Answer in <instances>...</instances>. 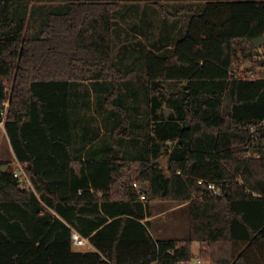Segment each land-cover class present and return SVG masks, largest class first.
I'll list each match as a JSON object with an SVG mask.
<instances>
[{"label":"trees","instance_id":"trees-1","mask_svg":"<svg viewBox=\"0 0 264 264\" xmlns=\"http://www.w3.org/2000/svg\"><path fill=\"white\" fill-rule=\"evenodd\" d=\"M30 1L61 2L35 32L16 8ZM126 1L164 12V2L184 0H0V117L7 112L13 152L34 185L23 187L0 161V264H191L196 241L201 261L264 264V77L233 70L264 34V0L194 4L173 45L146 48L154 137L133 160L136 177L121 152L132 132L114 56L116 11ZM85 83L112 85L109 116L120 120L111 144L78 140ZM159 140L175 142L170 174L155 159ZM208 182L223 183L222 193ZM157 198L188 202L187 237L153 236L146 218ZM74 231L95 250H75Z\"/></svg>","mask_w":264,"mask_h":264},{"label":"rangeland","instance_id":"rangeland-1","mask_svg":"<svg viewBox=\"0 0 264 264\" xmlns=\"http://www.w3.org/2000/svg\"><path fill=\"white\" fill-rule=\"evenodd\" d=\"M163 4L165 11L161 12L153 3L126 1L122 2L116 11L118 22L116 21L113 31L115 41L114 56L116 65L125 74L118 81L119 101L126 108L131 121L132 132V135L131 133L130 135H122L120 139L121 152L125 157L126 172L134 177H136V174H133V168L137 165V162L133 160L139 157L142 152L147 151L149 143L153 141L151 137H154L152 132L154 120L149 114L150 98L145 86L146 48L156 46L158 50L164 52L167 49L164 44L173 45L175 43L174 40H177L182 35L181 27L184 20L188 21L191 18L190 9L194 4H196L195 7L201 8L204 0H199L196 3L192 0L168 1ZM56 6L57 4L51 2L30 1L22 5H16V8L18 12L26 14L31 30L35 32L40 28L46 15ZM163 40L167 42L160 46L155 45V43L159 44ZM259 50L260 53L258 55L254 54L248 61L241 59L237 62L233 66V70L245 77H264V63H261V59L264 58V45H261ZM259 59L260 64H256ZM111 88V84L106 87L95 88L92 83H85L78 89L81 94L77 99V108L75 110L79 116L76 117L78 122L75 126V132L78 140L85 141L87 147L90 145L100 147L105 144H111L116 138L115 125L120 120V116L118 113L109 116L111 108L106 102ZM166 107L167 105L164 103L160 111L163 112ZM171 112L172 109L169 114ZM174 143V141H160L162 151L155 158L166 174H170L169 157ZM0 161H9L10 167L14 169L19 163L13 154L10 139L6 132H0ZM182 203L162 198L151 201V212L158 214L155 219L158 223L165 219L171 220L160 226L161 230H157L158 235L164 237L188 236L190 228L189 205L173 209L174 205ZM171 222L175 225L177 224L176 229L172 227ZM73 248L78 251L95 250L90 242L73 246ZM199 249L200 242H194L193 251L195 258L191 264H212L208 260H199Z\"/></svg>","mask_w":264,"mask_h":264},{"label":"built area","instance_id":"built-area-1","mask_svg":"<svg viewBox=\"0 0 264 264\" xmlns=\"http://www.w3.org/2000/svg\"><path fill=\"white\" fill-rule=\"evenodd\" d=\"M8 104H9V101L6 102V106H8ZM6 118H7V112L3 111L2 117H0V132H6L7 133ZM252 131L254 132L253 142H256V140L260 137V132L257 130V127H252ZM18 162L19 163H18L17 167H15V169H14V175L19 178V181L23 187H25L27 189L34 188V185L31 181L29 175L24 170L23 163L20 162L19 160H18ZM203 181H204L203 179L200 180V182H203ZM135 186H138V184L135 183ZM222 187H223V183L208 182V189L213 193H217V194L222 193ZM142 198L144 199L145 195H142ZM88 242H90V241L87 237L82 236L77 231L73 232V245L74 246L84 245ZM152 264H157V263L154 262Z\"/></svg>","mask_w":264,"mask_h":264},{"label":"crops","instance_id":"crops-1","mask_svg":"<svg viewBox=\"0 0 264 264\" xmlns=\"http://www.w3.org/2000/svg\"><path fill=\"white\" fill-rule=\"evenodd\" d=\"M45 2V1H44ZM49 2H51V3H55V4H57V6H59L60 4H61V2L60 1H49ZM12 151H13V149H12ZM13 154H14V152H13ZM14 156H15V154H14ZM16 157V156H15ZM17 159V158H16ZM18 160V159H17ZM188 206V203H182V204H176V205H174L173 206V209H177V208H180V207H187ZM151 208H152V204H151ZM158 217V214H154V213H152L150 216H148L147 218H146V220H149L150 221V231L152 232V234H153V236L155 237V238H180L181 236H161V235H158V231L159 230H161L160 229V226L162 225V224H166L167 222H170V221H168V219H165V220H162V221H160L159 223L157 222V220H155L156 218ZM171 224H172V227H174L175 229H176V227H177V224L175 225V224H173L172 222H171ZM158 230V231H157ZM189 232H190V228H189ZM160 233V232H159ZM189 235V234H188ZM185 237H187V236H185ZM93 246V245H92ZM94 247V246H93ZM200 248H201V244H200ZM199 253H200V249H199Z\"/></svg>","mask_w":264,"mask_h":264},{"label":"water","instance_id":"water-1","mask_svg":"<svg viewBox=\"0 0 264 264\" xmlns=\"http://www.w3.org/2000/svg\"><path fill=\"white\" fill-rule=\"evenodd\" d=\"M253 43L255 46V54L258 55L260 53V50H259L260 46L264 45V34L253 38ZM261 63H264V58L261 59ZM170 110L171 108L166 107L165 112L167 116L169 115ZM7 168H8V165H4V169H7ZM144 185H146V183H144Z\"/></svg>","mask_w":264,"mask_h":264}]
</instances>
